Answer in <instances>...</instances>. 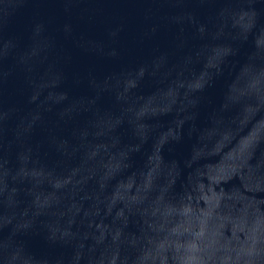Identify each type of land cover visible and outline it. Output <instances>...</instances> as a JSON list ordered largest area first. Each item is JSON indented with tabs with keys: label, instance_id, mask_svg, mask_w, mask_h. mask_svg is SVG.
Listing matches in <instances>:
<instances>
[{
	"label": "water",
	"instance_id": "water-1",
	"mask_svg": "<svg viewBox=\"0 0 264 264\" xmlns=\"http://www.w3.org/2000/svg\"><path fill=\"white\" fill-rule=\"evenodd\" d=\"M0 264H264V0H0Z\"/></svg>",
	"mask_w": 264,
	"mask_h": 264
}]
</instances>
